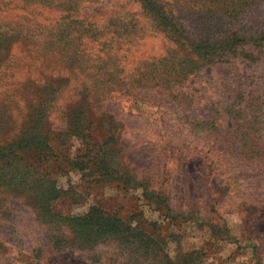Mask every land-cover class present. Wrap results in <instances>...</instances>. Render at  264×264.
Listing matches in <instances>:
<instances>
[{"label": "rangeland", "instance_id": "obj_1", "mask_svg": "<svg viewBox=\"0 0 264 264\" xmlns=\"http://www.w3.org/2000/svg\"><path fill=\"white\" fill-rule=\"evenodd\" d=\"M199 252L264 264V0H0V264Z\"/></svg>", "mask_w": 264, "mask_h": 264}, {"label": "trees", "instance_id": "obj_2", "mask_svg": "<svg viewBox=\"0 0 264 264\" xmlns=\"http://www.w3.org/2000/svg\"><path fill=\"white\" fill-rule=\"evenodd\" d=\"M78 165H81V162H79ZM1 166H4L5 168H10V166H12V162H10V163H2ZM77 168H79V166H77ZM79 169H81V171L83 170V168H79ZM106 171L108 172V171H110V169L107 168ZM107 175H110V173L108 172ZM57 198H59V197H56V199ZM36 201H37V199H36ZM39 202H41V200H39ZM91 212H92V214L91 215L89 214L88 217L91 218V220H93L95 222H101L99 225L101 227H103L104 232H110L112 234V236L120 234L122 232V231H120L121 230L120 229L121 223L119 221H117V219L107 218L105 214H103V213L99 214V211L97 209H92ZM93 214H96V217H94ZM106 226H107V228H106ZM144 241L147 244L150 241V244L152 246L156 247L155 241L152 238H145ZM204 257H205V255L203 253H201V252L197 253L196 256H194V257L189 256V258H191V259H193L195 261L194 262L195 264H204L205 263V261L203 260Z\"/></svg>", "mask_w": 264, "mask_h": 264}]
</instances>
